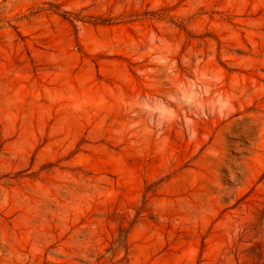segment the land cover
Here are the masks:
<instances>
[{"label": "rangeland", "instance_id": "obj_1", "mask_svg": "<svg viewBox=\"0 0 264 264\" xmlns=\"http://www.w3.org/2000/svg\"><path fill=\"white\" fill-rule=\"evenodd\" d=\"M0 264H264V0H0Z\"/></svg>", "mask_w": 264, "mask_h": 264}, {"label": "clouds", "instance_id": "obj_2", "mask_svg": "<svg viewBox=\"0 0 264 264\" xmlns=\"http://www.w3.org/2000/svg\"><path fill=\"white\" fill-rule=\"evenodd\" d=\"M223 100H224V104H225V106H227L228 104H230V100H229V99H227V98H223Z\"/></svg>", "mask_w": 264, "mask_h": 264}]
</instances>
